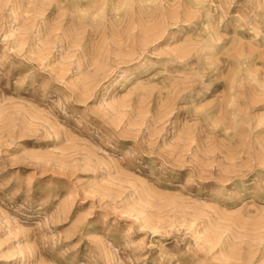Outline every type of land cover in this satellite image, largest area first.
<instances>
[{"label": "rangeland", "instance_id": "obj_1", "mask_svg": "<svg viewBox=\"0 0 264 264\" xmlns=\"http://www.w3.org/2000/svg\"><path fill=\"white\" fill-rule=\"evenodd\" d=\"M0 264H264V0H0Z\"/></svg>", "mask_w": 264, "mask_h": 264}]
</instances>
